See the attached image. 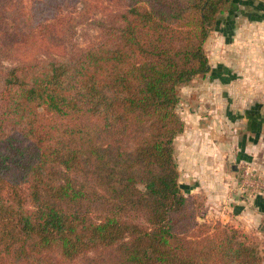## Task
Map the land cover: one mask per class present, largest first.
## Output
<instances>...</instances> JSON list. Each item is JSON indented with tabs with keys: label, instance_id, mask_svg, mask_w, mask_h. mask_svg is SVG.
Masks as SVG:
<instances>
[{
	"label": "trees",
	"instance_id": "trees-1",
	"mask_svg": "<svg viewBox=\"0 0 264 264\" xmlns=\"http://www.w3.org/2000/svg\"><path fill=\"white\" fill-rule=\"evenodd\" d=\"M120 1L41 19L38 0H0L19 61L0 80V264H262L253 237L198 221L175 157L179 89L210 72L206 42L239 0ZM97 15L98 43L38 60Z\"/></svg>",
	"mask_w": 264,
	"mask_h": 264
},
{
	"label": "crops",
	"instance_id": "crops-1",
	"mask_svg": "<svg viewBox=\"0 0 264 264\" xmlns=\"http://www.w3.org/2000/svg\"><path fill=\"white\" fill-rule=\"evenodd\" d=\"M209 41L215 48L210 55L215 63L209 59L208 74H214L212 88L223 98L218 103L216 97L214 113L224 123L226 145L220 153L226 157L214 167L208 183H201L195 192L206 193L208 218L236 222L254 213L264 219V190L245 195L236 179L242 164H249L264 179V0H239Z\"/></svg>",
	"mask_w": 264,
	"mask_h": 264
},
{
	"label": "rangeland",
	"instance_id": "rangeland-1",
	"mask_svg": "<svg viewBox=\"0 0 264 264\" xmlns=\"http://www.w3.org/2000/svg\"><path fill=\"white\" fill-rule=\"evenodd\" d=\"M38 2L37 5L41 8L40 15L44 12L43 16H41V19H43L49 16L51 7L55 4L57 5L60 0H50L48 3L38 0ZM62 2L61 13L66 16L77 15L83 6V0H62ZM104 4L112 13L123 10L126 7V3L120 0H104ZM102 18V15H97L95 18H91L66 31L61 41V44L64 46L63 54H40L38 60H70L82 49L98 43L102 39V31L99 29L97 22ZM211 41L207 42L206 51L209 59L215 63L214 58H210L215 49L212 47ZM8 52L15 53V51L0 50V80L10 69L19 64L16 56H10ZM214 80V74L198 76L191 84L179 89L180 103L177 107V113L185 124L184 133L175 140L174 144L175 157L180 172V184L188 198L202 205V209L198 214V221L200 223H221L233 226L243 233L250 235L257 242L263 258L262 264H264V219L257 218L254 213H251L249 219L238 218L235 220L236 222H226V219L224 220L225 222H221L217 217L211 216L208 218L205 213L207 207L206 193L204 191L195 192L197 186H201V183L202 185L208 183L210 179L209 175L214 171V167L220 164L221 159L226 157L225 154L220 153L222 151L220 148L226 145L225 137L222 134L223 130H221V126H224V123L218 122L222 117L216 118V114L214 113V110H216V97L219 98L218 103L223 98L219 93L216 96V90L212 88L215 84ZM220 88V92H223L222 89L224 87L221 86ZM2 108V104L0 103V114ZM236 179L239 189L243 194H256L242 190L240 188V177L237 176Z\"/></svg>",
	"mask_w": 264,
	"mask_h": 264
},
{
	"label": "built area",
	"instance_id": "built-area-1",
	"mask_svg": "<svg viewBox=\"0 0 264 264\" xmlns=\"http://www.w3.org/2000/svg\"><path fill=\"white\" fill-rule=\"evenodd\" d=\"M240 188L252 193L264 190V179L249 165L242 164L239 168Z\"/></svg>",
	"mask_w": 264,
	"mask_h": 264
}]
</instances>
